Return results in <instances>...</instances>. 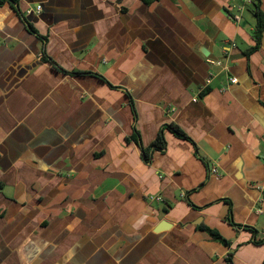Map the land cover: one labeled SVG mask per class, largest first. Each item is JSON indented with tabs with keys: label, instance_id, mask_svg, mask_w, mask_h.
Segmentation results:
<instances>
[{
	"label": "crops",
	"instance_id": "1",
	"mask_svg": "<svg viewBox=\"0 0 264 264\" xmlns=\"http://www.w3.org/2000/svg\"><path fill=\"white\" fill-rule=\"evenodd\" d=\"M241 5L19 0L38 35L0 6V264H264V33L246 56Z\"/></svg>",
	"mask_w": 264,
	"mask_h": 264
},
{
	"label": "trees",
	"instance_id": "2",
	"mask_svg": "<svg viewBox=\"0 0 264 264\" xmlns=\"http://www.w3.org/2000/svg\"><path fill=\"white\" fill-rule=\"evenodd\" d=\"M148 3L151 2L152 0H145ZM18 2L19 0H0V6L4 5L5 3H9L10 5H12V7L14 8V10L18 13V15L20 16L21 20L24 22V24L26 25V27L34 34L38 35V33L36 32V30L33 28V26L26 20L25 16L22 14V12L20 11L19 7H18ZM251 10L253 15L255 16L256 19V26H255V33H254V37L256 40V44L249 48L248 50H246L245 54L246 56H249L252 52H254L255 50H257L259 48L260 45V40L261 37L264 33V12L261 8V0H253L252 2V6H251ZM42 59L49 63L52 67L58 69L59 71H62L64 73L67 74H71V75H93V76H97L100 79H102L103 81H106L101 75L97 74V73H93L90 71H79V70H75V71H67L65 69H63L57 62H55L52 58H50L49 56L46 55L45 51L43 52V56ZM171 132H173L176 136L180 137V138H186L189 139V137L185 134V132L180 129L177 125L175 124H167L166 126ZM165 146V140L163 138L162 132H160L158 138L153 142L152 146L147 149L144 150L142 148V150L146 153V161H149L150 158L147 155L148 152H150L151 148L156 150V149H162ZM201 230L206 231L207 233H209V235L216 241H220L222 243H224L225 245H229V242L224 239L220 233L214 229L208 228L206 226H201L200 227Z\"/></svg>",
	"mask_w": 264,
	"mask_h": 264
},
{
	"label": "built area",
	"instance_id": "3",
	"mask_svg": "<svg viewBox=\"0 0 264 264\" xmlns=\"http://www.w3.org/2000/svg\"><path fill=\"white\" fill-rule=\"evenodd\" d=\"M241 2H242V5L239 6V7L237 8V10H238V14H236V15L234 16V20H235L236 22H239V21H240V19H241V15H242L243 11H244L247 7H249V6L252 5L253 0H241ZM40 9H41V6L38 5V6H37V10H40ZM230 47H231V48H236V44H235L234 42H231V43H230ZM209 62H210V64H213V65H216V66H221V65H222V62L219 61V60H209ZM212 79H213V75L210 74V75L208 76V78L206 79V81H205L204 87L200 88L199 91H198V93H202V92H204L205 89H207V87L212 83ZM230 81H231L232 83H236V79H235V78L230 79ZM193 100L196 102V101L198 100V97H195ZM211 172H212L213 174H217V173H218L217 168H216V167L212 168V169H211ZM148 198H149L150 200H153V201H158V202H159V201H162V198H161V197H158V196H149Z\"/></svg>",
	"mask_w": 264,
	"mask_h": 264
},
{
	"label": "water",
	"instance_id": "4",
	"mask_svg": "<svg viewBox=\"0 0 264 264\" xmlns=\"http://www.w3.org/2000/svg\"><path fill=\"white\" fill-rule=\"evenodd\" d=\"M201 51L203 52L204 55L208 56V54L205 52L204 49H201ZM242 55H235L233 56L234 58H239L241 57ZM170 227V224L167 222V221H162L159 225H158V228H157V231L159 230H162V229H166V228H169Z\"/></svg>",
	"mask_w": 264,
	"mask_h": 264
},
{
	"label": "rangeland",
	"instance_id": "5",
	"mask_svg": "<svg viewBox=\"0 0 264 264\" xmlns=\"http://www.w3.org/2000/svg\"><path fill=\"white\" fill-rule=\"evenodd\" d=\"M246 14L247 16H252L250 11L246 12Z\"/></svg>",
	"mask_w": 264,
	"mask_h": 264
}]
</instances>
